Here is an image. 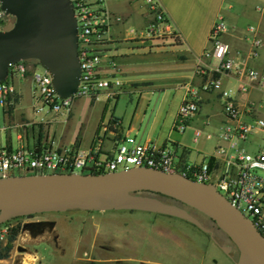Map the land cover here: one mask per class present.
Wrapping results in <instances>:
<instances>
[{"label": "crops", "instance_id": "1", "mask_svg": "<svg viewBox=\"0 0 264 264\" xmlns=\"http://www.w3.org/2000/svg\"><path fill=\"white\" fill-rule=\"evenodd\" d=\"M159 6L167 14L178 40L166 34L139 38L129 28L140 29L151 18L142 0H108L107 8L112 14L120 15V21L113 22V40L106 50L116 60L118 73L125 81L122 90L112 99L114 105L106 117L117 116L115 131L120 135H132L139 141H152L157 148L172 151L179 166L207 161L212 178L222 174L227 167L223 154L217 153L216 145L226 146L228 152L238 148L255 152L264 150V127L253 128L245 139L231 146L220 136V127L230 122L223 111L222 100L217 90L200 89V107L187 122L184 130L174 127L179 105L188 87H200L210 75H216L203 67L209 60L201 56L208 46L209 31L218 17L227 23L223 38L230 44L231 53L259 70V77L253 80L245 91H236L234 100L241 106L240 120L252 122L264 119V12L256 9V0H158ZM255 26V30L249 28ZM254 36L261 38L257 56H250L251 41ZM202 67V68H201ZM204 68V69H203ZM16 87L15 102L2 108L8 124L0 127V145L15 147L22 139L28 142L43 141L52 145L77 142L82 149L91 146L94 135L104 121V111L97 119L90 143L82 147V131L67 135L60 131L59 124L40 120L32 109V73L11 76ZM241 78L222 75L224 85L237 87ZM23 92L29 95V113H25L20 100ZM107 99L105 93L90 98L95 102ZM127 99L129 102L127 103ZM154 100L149 116L146 109ZM130 103V104H129ZM142 108V114L139 113ZM71 114V112H70ZM69 114V115H70ZM17 115V117L15 116ZM15 129L14 139L12 130ZM200 133L195 138L194 130ZM188 130L190 141L185 131ZM58 131V133H57ZM104 138H112L106 132ZM108 139V140H109ZM105 139V143L108 144ZM235 173V164L229 165Z\"/></svg>", "mask_w": 264, "mask_h": 264}, {"label": "built area", "instance_id": "2", "mask_svg": "<svg viewBox=\"0 0 264 264\" xmlns=\"http://www.w3.org/2000/svg\"><path fill=\"white\" fill-rule=\"evenodd\" d=\"M108 0H71L76 18L77 53L80 61V73L76 90L68 96H61L52 82L50 72L42 66L36 67L34 60L25 59L12 62L8 66V77L0 80V107H8L15 102L16 87L11 76L32 73V109L39 114L40 120L54 121L58 117H68L74 97H97L105 93L108 100L113 99L125 84L118 73L116 60L106 50V45L113 40V22L120 21V15L112 14L107 8ZM150 20L140 29L129 28L135 36L148 38L168 35L178 37L158 0H142ZM256 9L264 12V0H256ZM13 16L7 12L0 1V29L10 26ZM227 23L218 17L209 31V43L201 56L209 61L203 67L216 75L208 76L200 87H188L178 108L174 127L184 130L188 120L200 107V89L217 90L220 94L223 111L230 122L220 127V136L233 146L238 140L246 138L256 127H264V119L257 117L252 122L240 120L241 106L234 100L236 91H245L260 73L251 64L243 62L238 54H232L230 44L223 38ZM255 30V26L249 25ZM261 38L254 36L251 41L250 56H257ZM202 68V67H201ZM204 69V68H203ZM222 75H234L241 78L237 87L226 86ZM264 85V81H262ZM117 120L112 115L101 121L94 135L91 146L82 149L75 141L68 144L52 145L43 141L28 142L22 139L15 147L0 145V176H5L12 169L20 173L47 172H106L131 166H152L168 172L178 171L198 181H211L216 188L236 205L255 224L264 235V150L255 152L238 148L228 152L226 146L218 144L217 153L225 156L226 168L217 178H212L207 161L198 164L189 163L179 166L171 150L157 148L152 141H139L132 135H120L115 131ZM106 132L112 138H104ZM199 129L194 130L196 138ZM108 140V144L104 141ZM235 164V173L229 165ZM4 222L0 224H4ZM10 226L5 224L0 230V238L6 236Z\"/></svg>", "mask_w": 264, "mask_h": 264}, {"label": "water", "instance_id": "3", "mask_svg": "<svg viewBox=\"0 0 264 264\" xmlns=\"http://www.w3.org/2000/svg\"><path fill=\"white\" fill-rule=\"evenodd\" d=\"M14 20L0 29V80L12 62L35 59L50 72L61 96L76 90L80 61L71 0H0ZM139 209L210 227L190 211L209 216L238 249L235 264H264V235L211 181L140 165L106 172L11 173L0 176V223L43 211ZM229 253L232 244H220Z\"/></svg>", "mask_w": 264, "mask_h": 264}, {"label": "rangeland", "instance_id": "4", "mask_svg": "<svg viewBox=\"0 0 264 264\" xmlns=\"http://www.w3.org/2000/svg\"><path fill=\"white\" fill-rule=\"evenodd\" d=\"M36 64L38 69L43 68ZM28 102V92H23L20 104L27 114ZM153 103L146 109V118ZM113 105L112 99L103 102L97 98L92 103L89 96L74 97L71 114L51 123L59 124L60 131L67 135L82 131L84 147L90 143L103 109L106 107V121ZM138 111L142 114V108ZM4 124H8V118L0 108V127ZM0 134L4 137V130ZM185 134L190 141L188 130ZM14 171L21 172L18 168ZM190 211L211 228L217 242L210 232L186 219L147 210L72 208L14 216L0 224V230L5 224H20L9 255L0 258V264H235L238 249L226 232L201 211ZM218 243L232 244L231 256Z\"/></svg>", "mask_w": 264, "mask_h": 264}, {"label": "trees", "instance_id": "5", "mask_svg": "<svg viewBox=\"0 0 264 264\" xmlns=\"http://www.w3.org/2000/svg\"><path fill=\"white\" fill-rule=\"evenodd\" d=\"M175 40H178V37L175 38ZM34 62H37L35 59ZM113 120H117V116L112 115ZM20 230V224L12 225L8 228L5 239L0 238V258H5L9 255V252L13 246V241L15 240L18 232Z\"/></svg>", "mask_w": 264, "mask_h": 264}, {"label": "flooded vegetation", "instance_id": "6", "mask_svg": "<svg viewBox=\"0 0 264 264\" xmlns=\"http://www.w3.org/2000/svg\"><path fill=\"white\" fill-rule=\"evenodd\" d=\"M229 256H231V254L230 253H227Z\"/></svg>", "mask_w": 264, "mask_h": 264}]
</instances>
